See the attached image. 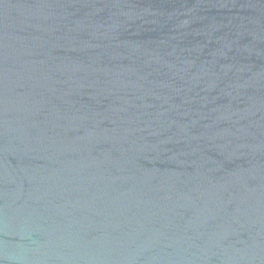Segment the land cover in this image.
<instances>
[{
  "label": "water",
  "instance_id": "water-1",
  "mask_svg": "<svg viewBox=\"0 0 264 264\" xmlns=\"http://www.w3.org/2000/svg\"><path fill=\"white\" fill-rule=\"evenodd\" d=\"M0 264H264V0H0Z\"/></svg>",
  "mask_w": 264,
  "mask_h": 264
}]
</instances>
